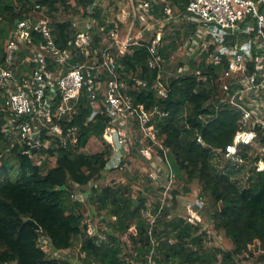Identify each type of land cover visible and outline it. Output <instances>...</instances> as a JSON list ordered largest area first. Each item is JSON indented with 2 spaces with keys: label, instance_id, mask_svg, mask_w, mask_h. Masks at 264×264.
I'll return each mask as SVG.
<instances>
[{
  "label": "trees",
  "instance_id": "16d2710c",
  "mask_svg": "<svg viewBox=\"0 0 264 264\" xmlns=\"http://www.w3.org/2000/svg\"><path fill=\"white\" fill-rule=\"evenodd\" d=\"M105 1L104 5H95L96 0H0V64L5 61L9 43L16 37L17 22L40 12L52 19L57 46L70 51L69 64L92 59L93 54L88 58L80 49L69 45L79 32L70 16L82 15L93 20L91 36L94 49L100 51L112 40L114 30L125 27L116 18L114 3H110L113 0ZM146 1L151 6L149 12L154 21L162 22L168 16L166 6H172L177 17L169 23L163 21L160 26L168 30L179 26L177 23L181 21L184 31L180 27L166 31L157 54L150 51L147 40L133 45L130 52L121 57L123 68L118 70L128 81L136 106L144 111L157 107L167 113L155 119L159 139L167 153L158 146L157 149L163 159L166 156L173 159L175 184L183 181V191L171 189V200L177 203V197L189 194L191 185L198 182L199 198L209 196L217 204L212 214L213 230L223 233L232 245H209L212 239L209 224L202 220L191 223L188 216L181 214L172 217L173 206L167 204L169 198L163 206L161 197L150 210L145 197L133 196L131 184H94L114 170L107 168L113 148L104 138L109 117L102 112L93 115L97 106L86 88L81 92L75 111L61 121L66 131L69 127L77 128L79 140L67 147L59 142L48 148L42 152L47 157L41 164L27 153L28 146L12 143L5 128L7 98L0 88V264H247L253 260L264 261V170L257 169V164L264 160V128L255 127L254 146L261 151L256 153V148L249 146L242 150L244 164L233 170L219 167L215 157L226 156L227 145L233 142L243 125L244 113L224 99L227 93L222 88V76L227 61L212 62L206 51L199 59L188 57V71L177 77L165 75L168 94L161 96L158 75L179 48L176 37L190 39L197 25L186 17L189 0ZM138 31H135L137 36H147L154 29L148 34ZM45 41L43 34L34 31L30 44L39 46ZM25 57L23 50L20 71L26 70L28 65ZM152 59L158 61L155 68L150 65ZM51 62L53 68L58 66V59ZM249 67V73L255 70L254 64L250 63ZM131 76L140 78L146 85H137ZM236 88L232 87L230 93ZM55 136L59 140L57 134L52 137ZM52 137L43 135L44 140ZM90 142H93L91 147ZM52 158L56 159L54 166ZM14 167L18 168L16 174L10 171ZM245 170L248 171L247 181L243 184L238 175ZM149 180L153 181L150 177ZM77 190L88 193L86 204L96 206L106 230L95 228L90 232L92 225L86 222L82 210L85 201L76 197ZM196 208L198 210V204ZM152 217H155L153 223ZM32 220L41 229H37ZM42 241L50 245L51 253L44 249ZM79 244L80 254L85 253L80 262L55 254L71 251Z\"/></svg>",
  "mask_w": 264,
  "mask_h": 264
},
{
  "label": "built area",
  "instance_id": "2783aa9c",
  "mask_svg": "<svg viewBox=\"0 0 264 264\" xmlns=\"http://www.w3.org/2000/svg\"><path fill=\"white\" fill-rule=\"evenodd\" d=\"M97 3L96 0L95 5ZM133 4L129 31L121 35L119 29L114 30L112 40L100 51L94 49L91 36L93 20L88 17L86 25L89 26L79 29L69 45L80 49L88 58L91 54L94 56L75 64L68 63L71 58L68 48L63 50L57 46L52 19L47 14L40 12L17 22L14 31L16 37L9 43L5 61L0 64V88L7 98L8 110L5 128L11 135L12 143L28 146L27 153L38 164L47 157L42 152L48 148L57 146L59 142L67 147L79 140L77 128L69 127L66 131L61 121L65 115L70 116L75 111L85 88L97 106L93 115L102 112L109 117L104 131L105 140L113 148L108 169L121 168L123 159L131 149H136L154 164L157 157L163 159L157 146L167 153L159 139V127L155 122L156 118L167 113L157 107L144 111L136 106L128 90V81L118 70L123 68L121 57L130 52L133 45L147 40L150 51L157 54L163 40L161 31L149 33L152 31L148 27L152 21L149 2L134 0ZM187 11V19L197 25L196 32L189 39L190 48H194V52L202 51L201 54L209 52L210 61L217 64L227 61V69L222 76V88L227 93L224 99L237 105L244 113L243 125L233 142L227 145L225 155L244 163L242 150L254 146L257 138L255 127L260 125L264 128V0H189ZM165 12L170 18L177 16L170 5L166 6ZM145 18L148 20L147 26L142 24L140 30L149 35L137 36L135 29ZM73 25L78 27L74 21ZM34 31L43 34L46 39L39 46L30 44ZM23 50L26 51L25 61L28 65L26 70L20 71V53ZM54 58L59 61L55 68L51 62ZM250 63L255 65L251 73ZM150 65L155 68L159 64L152 59ZM186 71L182 70L180 74ZM164 72L163 68L158 75L157 87L159 94L166 97ZM131 78L137 85H146L140 78ZM234 86L237 88L231 94ZM44 133L49 137L57 134L59 140L57 136L44 140ZM33 149L36 151L32 154ZM163 160L169 162L167 156ZM257 169L264 170V160L257 164ZM156 174V171H151L149 177L159 182ZM168 176H171L170 185L174 182L172 172ZM196 205L189 208L188 220L191 223L201 221ZM60 253L55 252L58 256H61Z\"/></svg>",
  "mask_w": 264,
  "mask_h": 264
},
{
  "label": "rangeland",
  "instance_id": "374dc122",
  "mask_svg": "<svg viewBox=\"0 0 264 264\" xmlns=\"http://www.w3.org/2000/svg\"><path fill=\"white\" fill-rule=\"evenodd\" d=\"M133 1L134 0H113L110 1V3H114L113 11L116 12V18L120 23H123L125 25L124 28L120 27L119 33L121 35H124L127 33L131 27L130 20H132V11H133ZM156 1V0H154ZM108 3V2H107ZM118 10V11H117ZM174 17L171 18L169 15L162 21L163 23L172 21ZM169 19V20H168ZM70 20H73L78 24L79 29L83 30L89 25H86L88 22V17H84L82 15H76V16H70ZM161 21H151V24L148 25V27L153 28L155 31H161L163 36L166 31L168 30H174L177 27L181 28V31L183 32L184 29L181 25L183 23L180 21L179 26L170 27L168 30L165 29V27L160 26ZM148 20L145 18L141 21V23L136 27V31L143 28V25L147 26ZM143 24V25H142ZM118 26V23H117ZM138 29V30H137ZM145 30V28H144ZM152 30V29H150ZM147 31V30H146ZM139 32V31H138ZM176 40L180 43L178 50L173 54L171 60L166 63L164 67V74L166 76L170 75L172 77H177L180 75L182 70H189L190 64L187 63V58L194 57V59H199L202 51H196L194 52V48H190V42L189 39H184L183 36L176 37ZM199 46V45H198ZM196 46V48H199ZM186 62L183 68H181L180 63ZM93 142H90V147L92 146ZM255 147V146H254ZM256 148V153L259 150V148ZM215 161L218 162L221 168H229L230 170H233L235 167L240 166V164L235 158H228L226 156H216ZM51 165H55V159H51ZM175 163L172 158H170L169 162H165L163 159L156 158V164L154 162L146 159L144 156L140 155V153L136 149H131L130 154H128L125 159H123V164L121 168L114 169L107 174L104 175L100 180H97L94 182V184L97 186H106L110 184H131L133 186V196L138 197L139 195L143 196L147 200V206L151 209L154 208V205L157 201L160 200L162 197L163 202L167 203V198H169V201L167 204H170L172 207L171 210V216L174 217L176 215H189V208L192 206L194 208V204L196 205L198 201V212L200 214L202 222H205L209 227L211 228L210 237L212 238L211 241H209V245H222L225 247H230L232 245L231 241L223 234L219 233L216 230H213V222H212V214L217 208V204L209 197H203L202 199L199 198L201 187L198 182H194L191 187L192 191L189 194H181L177 197V203L174 204V202L171 200V189L172 188H178L179 190L183 191V181L178 180V182L175 184V177L174 175V169ZM18 168L14 167L10 171L12 174L17 173ZM157 172L156 177L159 180L157 181H150L149 176L150 172ZM173 174V180L172 184L170 183V177L168 176V173ZM247 173L248 171H241L238 175L239 178H241L243 181V184H246L247 181ZM153 180V179H152ZM93 185V183H92ZM91 185V186H92ZM90 186V187H91ZM170 186V187H169ZM165 188V190H163ZM169 188V189H168ZM89 192V191H88ZM76 197L79 199H82L85 201V205L83 206L82 210L86 215V222L90 223L91 229L90 232H93L95 228L99 229L100 231L106 230V224L102 221V218L100 217L98 210L94 204L87 203V196L88 193H84L80 190L76 191ZM163 204V206L165 205ZM152 222L155 221V217H152ZM104 237V236H102ZM42 245L44 249L51 253V247L46 241H42ZM80 248L81 244L77 245L73 250L71 251H61V256L70 258L73 262H80L81 258L85 256V253L80 254ZM126 252H129V250H126ZM247 264H264V261H257L253 260L252 262H248Z\"/></svg>",
  "mask_w": 264,
  "mask_h": 264
},
{
  "label": "water",
  "instance_id": "95a60500",
  "mask_svg": "<svg viewBox=\"0 0 264 264\" xmlns=\"http://www.w3.org/2000/svg\"><path fill=\"white\" fill-rule=\"evenodd\" d=\"M35 151H36V149H33V150H32V154H33ZM122 151H123V153L125 152L124 149H123ZM31 222L34 224V226H35L37 229H41L40 225H38L35 221L32 220Z\"/></svg>",
  "mask_w": 264,
  "mask_h": 264
},
{
  "label": "crops",
  "instance_id": "0c3cea01",
  "mask_svg": "<svg viewBox=\"0 0 264 264\" xmlns=\"http://www.w3.org/2000/svg\"><path fill=\"white\" fill-rule=\"evenodd\" d=\"M98 1V3L100 4V5H104L105 3H106V1L105 0H97ZM137 1H139V0H136V2Z\"/></svg>",
  "mask_w": 264,
  "mask_h": 264
}]
</instances>
